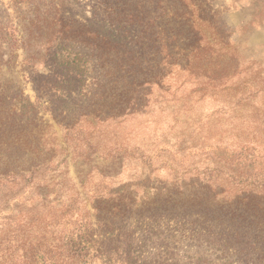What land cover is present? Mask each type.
<instances>
[{
    "label": "rangeland",
    "instance_id": "rangeland-1",
    "mask_svg": "<svg viewBox=\"0 0 264 264\" xmlns=\"http://www.w3.org/2000/svg\"><path fill=\"white\" fill-rule=\"evenodd\" d=\"M67 1L64 29L55 19L39 24L26 2L0 0V29L7 35V40L0 39V98L33 103L34 122L23 130H32L29 137L40 146L39 152L34 147L26 153L44 161L31 181L0 204V223L20 214L35 220L52 214V224L38 220L42 228L35 231L57 238L78 222L93 229L98 219L101 224L126 223L127 230H117L126 241L108 244L107 254L88 264H237L234 257L224 259L207 246L205 236L172 233L174 220L167 217L179 213L180 185L191 190L200 181H212L217 193L224 191L219 195L223 200L249 193L256 177H264V0L170 2L199 26L206 21L201 28L213 42L234 49L246 100L230 116L216 112L219 105L211 101L191 106L171 96L160 98L159 68L148 72L159 64L158 55L149 54L138 63L150 79L143 86H131L129 79L123 86L116 76L99 85L96 74L89 88L67 85L66 74L46 65L51 64L49 53L59 30L83 35L94 0ZM110 55L108 59L114 58ZM247 141L256 148L255 167L223 159L221 151ZM199 196L192 201L196 208L186 210L192 220L202 219L195 217L197 209L203 211L196 203Z\"/></svg>",
    "mask_w": 264,
    "mask_h": 264
},
{
    "label": "trees",
    "instance_id": "trees-1",
    "mask_svg": "<svg viewBox=\"0 0 264 264\" xmlns=\"http://www.w3.org/2000/svg\"><path fill=\"white\" fill-rule=\"evenodd\" d=\"M15 1L32 6L39 24L55 19L58 24L62 23L60 28H66L63 15L68 14L70 1ZM170 2L174 0H94L91 22L82 27L83 35L78 37L72 31L59 30L58 42L49 53L51 64L46 65L50 70L66 74L67 85L75 84L79 89L91 87L93 83L89 80L94 74L99 85L116 76V82L123 86L127 82L131 86H143L150 79L145 77L138 63L149 54L158 55L159 64L151 65L148 72L154 74V69L159 68L160 98L171 96L172 101L190 102L191 106L211 101L219 105L216 112L230 116V112L235 113L246 100L241 87V65L232 58L234 49L213 42L201 28L206 21L199 26L190 15L187 17L188 13L177 12ZM4 34L0 29V39L7 40ZM146 50L149 53H145ZM109 55L114 58L108 59ZM133 67H136L135 72ZM260 92L264 93V83ZM35 116L29 99L0 98V194L3 195L0 204L16 193L14 190L23 182L31 181L44 164L39 155L34 154V158L33 154L26 153L40 146L34 136L29 137L32 130H23L33 124ZM251 144L247 141L237 149L221 151L223 159L231 165L243 163L246 168L255 167L256 148ZM37 152L36 149L34 153ZM262 176L256 177L253 190L233 199L220 200L219 195L224 191L217 193L209 180L200 181L191 190L180 185L182 189L177 193L182 202L181 211L167 217L174 220L172 233H189L192 239L205 236L207 246L219 251L224 259L234 257L233 262L237 264H261V256H264ZM204 190L207 191L205 197ZM198 196L196 203L205 212L197 209L195 217L202 219L192 220L186 210L196 208L192 201ZM48 216L37 220L22 214L4 218L0 223V264H88L92 259L105 256L108 244L126 241L123 233L117 234L118 227L127 230L126 223L123 226H118V222L101 224L100 219L96 229L78 222L63 236L48 237L45 230L35 231L41 227L38 220L49 219L46 225L52 224L55 215ZM164 218L162 215L161 219Z\"/></svg>",
    "mask_w": 264,
    "mask_h": 264
}]
</instances>
